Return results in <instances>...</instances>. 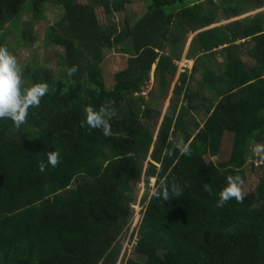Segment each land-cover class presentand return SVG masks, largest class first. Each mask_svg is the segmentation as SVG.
<instances>
[{
  "label": "trees",
  "instance_id": "obj_1",
  "mask_svg": "<svg viewBox=\"0 0 264 264\" xmlns=\"http://www.w3.org/2000/svg\"><path fill=\"white\" fill-rule=\"evenodd\" d=\"M133 1L0 0V46L12 55L5 26L29 10L43 20L46 5L58 9L46 41L61 71L21 67L24 87L47 83L49 92L20 128L0 119V264H264V153L252 147L264 148V0H141L140 20L113 23ZM23 26L27 50L34 26ZM187 46L193 69L180 74L174 114L160 125L152 105L169 97ZM113 52L128 61L109 83L102 64ZM87 106L106 109L110 136L88 127ZM201 107L206 120L192 130L189 116ZM51 151L59 163L41 172ZM247 168L259 175L254 188ZM236 175L243 201L217 207ZM129 233V242L138 237L131 258L122 257Z\"/></svg>",
  "mask_w": 264,
  "mask_h": 264
},
{
  "label": "rangeland",
  "instance_id": "obj_2",
  "mask_svg": "<svg viewBox=\"0 0 264 264\" xmlns=\"http://www.w3.org/2000/svg\"><path fill=\"white\" fill-rule=\"evenodd\" d=\"M82 3H85L86 0H79ZM126 15L125 13H118L117 15H114L111 19V21L117 25L122 24L123 22V18H125L126 16L131 17L132 23H135L136 21L140 20L143 15L146 12V7L144 5V3L141 0H134L133 4H129L126 5ZM58 9H56L53 6L50 5H46L45 7V12H44V18L43 20H39L36 15L34 13H32L30 10L27 11L26 13H24L22 15L21 20L17 22H15L14 26H11V24L6 25L4 28V31H8L7 32V40L6 43H8V45H10V47L12 48V50L14 51V56L16 57L18 63L21 65V67L26 66V65H31L33 62L36 64H42V65H47V66H51L56 73L61 72L60 68L58 66V59H55V57L53 56L54 54V47L52 48L50 46V44L47 43V39H46V29L52 25H54L56 22H58L60 20V13L57 12ZM262 10L256 11L255 13H258ZM97 14H98V18L100 19L101 22H105L106 18H105V14L104 11L101 8L97 9ZM233 21V20H232ZM23 22L24 23H28V24H32L33 27V38L32 40H28L30 42L31 45H29L26 49L22 50L20 43H19V37L20 34H22L23 31ZM231 21H227L224 20L222 21L220 24L218 25H214L212 27L215 26H220V25H226L227 23H229ZM14 32V33H13ZM55 50L58 51V49L55 48ZM129 56H131L130 54H128ZM185 56V55H184ZM127 57L126 55H123L121 53H109L107 55L106 61H104V63L102 64V71H103V75L105 77V80L109 83L113 82V73L122 70L123 68L126 67L127 65ZM195 61L194 60H183V65H187L189 67H192L194 65ZM181 64V62H180ZM183 69L180 68L179 65V72H182ZM179 75V74H178ZM179 77H176L175 82L172 86V90L175 86V83L178 81ZM111 85V84H109ZM149 88H145L143 91H147ZM152 90V88H150V90H148L145 93V96H148V92H150ZM172 90L170 92L169 95V101H170V97L172 96ZM148 98V97H147ZM166 100H160V99H156L154 105H152V107L154 109L160 110L162 112V117L160 120V125L163 122V118L165 117L166 114L169 115H173L174 114V110L173 108H169L170 106V102L166 101ZM207 117V113L204 111V109L201 107L196 111H193L190 116H189V121H190V125L192 130H194L196 124H194V122H198V124H202ZM159 125V127H160ZM225 142H227L229 144L230 139L229 137L225 139ZM223 147V146H222ZM252 147L254 148V150L256 152H259L258 149L262 148L259 145H255L253 144ZM227 155H229V149L225 152H221L219 155V159H215L214 160L218 163L220 162H224L225 158L227 157ZM247 173H248V181H247V185L250 188H254L258 182H259V175L256 174L255 171L250 170L249 168H247ZM155 179L151 180V184L154 185L155 183ZM149 184L146 183L145 181H143L140 185V197H139V201L138 203L135 205V218H138V216L140 215L139 213H141V206L139 205V202L141 200V195L143 193V190L145 188V186ZM137 219L134 220V224L132 229H134L135 224H136ZM129 236L130 233L128 234L127 238L123 240V244H124V248H123V252H122V257L126 256L130 258L132 256H135L134 252H135V248H136V240L133 239L131 242H129ZM127 251V253L125 252ZM126 253V254H125Z\"/></svg>",
  "mask_w": 264,
  "mask_h": 264
},
{
  "label": "clouds",
  "instance_id": "obj_3",
  "mask_svg": "<svg viewBox=\"0 0 264 264\" xmlns=\"http://www.w3.org/2000/svg\"><path fill=\"white\" fill-rule=\"evenodd\" d=\"M76 71L77 68L73 66L69 70L68 75L71 76ZM153 82L154 79L151 77L150 85L147 86V88H149L148 90L152 87ZM147 91H143L142 94L145 96ZM48 92L49 85L47 83H37L31 87H24L22 83L21 65L18 63L16 57L9 52L7 47L0 46V119H11L15 127L17 129L20 128L29 115V109L39 106L41 99ZM105 112L106 109L104 107H100L99 111H94L92 106H87L85 109V121L90 129L103 126L104 136H110L111 126L104 118ZM111 114L114 115V113ZM179 151L183 155H189L191 153L190 147L185 143H183V147H181ZM258 151L264 153V148H260ZM59 160V151H51L48 155L47 163L43 161L39 162V170L44 172L49 164L52 167H55L59 163ZM227 179L228 183L226 187L219 193L217 207H222L227 201L233 198H235L237 202L243 201V195L240 188V185L243 183L242 178L239 175H236L229 176ZM204 188L206 191H209L208 185H204ZM152 195L162 197L164 200L169 199L167 190L158 191L157 189H154ZM173 195L178 196L180 195V192L174 190ZM135 219H137V221L134 229L139 223L140 215ZM134 229L131 228L130 233L133 232ZM135 240L138 241V237Z\"/></svg>",
  "mask_w": 264,
  "mask_h": 264
},
{
  "label": "crops",
  "instance_id": "obj_4",
  "mask_svg": "<svg viewBox=\"0 0 264 264\" xmlns=\"http://www.w3.org/2000/svg\"><path fill=\"white\" fill-rule=\"evenodd\" d=\"M123 13H125V15H126V12H123ZM122 13V14H123ZM254 14V13H253ZM117 15V14H116ZM248 15H246V16H243V18L244 17H247ZM126 18V17H125ZM190 41V40H189ZM241 42H243V41H238V43H241ZM188 46H189V43H188ZM188 46H187V49L185 50V52L182 54V56L178 59L177 58V60H176V63H177V65H178V72H177V77H180V74H182V73H184V72H186V70H190V71H192V69H193V66L192 67H189V66H187V65H183L182 63H183V60H193V59H189L188 57H187V52H188ZM185 55V56H184ZM127 61H128V57H127ZM180 62H181V64H180ZM179 65H180V68L181 69H183L182 70V72H179ZM127 66V65H126ZM154 70V69H153ZM179 74V75H178ZM152 79H154L153 78V74H152ZM179 79V78H178ZM176 84V83H175ZM174 89V88H173ZM172 90V89H171ZM172 92H173V90H172ZM166 101H168V102H170L169 101V97L166 99ZM165 101V102H166Z\"/></svg>",
  "mask_w": 264,
  "mask_h": 264
}]
</instances>
